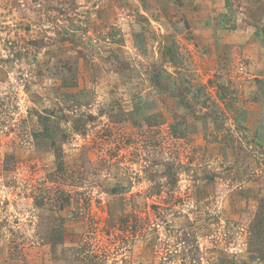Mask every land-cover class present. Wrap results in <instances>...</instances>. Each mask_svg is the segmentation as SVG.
<instances>
[{
	"label": "rangeland",
	"instance_id": "obj_1",
	"mask_svg": "<svg viewBox=\"0 0 264 264\" xmlns=\"http://www.w3.org/2000/svg\"><path fill=\"white\" fill-rule=\"evenodd\" d=\"M0 264H264V0H0Z\"/></svg>",
	"mask_w": 264,
	"mask_h": 264
}]
</instances>
